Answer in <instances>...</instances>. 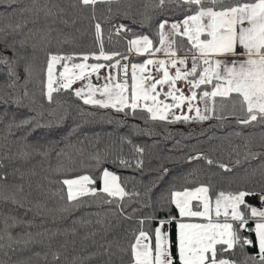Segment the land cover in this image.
Wrapping results in <instances>:
<instances>
[{
    "label": "trees",
    "instance_id": "trees-1",
    "mask_svg": "<svg viewBox=\"0 0 264 264\" xmlns=\"http://www.w3.org/2000/svg\"><path fill=\"white\" fill-rule=\"evenodd\" d=\"M32 3L33 0H17L13 6L17 10L14 17L8 15L12 11L7 7L8 0L0 3V27L5 28V32L0 33V51H4L3 41L6 39L15 44L21 56L30 58L33 45H37L36 59L32 61L33 77L27 86L28 95H24L22 87L18 86L15 91L7 87V66L0 64V95H5L8 100L7 104L0 103V162L3 163L0 173L8 174V183L23 186V192L16 195L18 203L0 199V264H105L109 260L111 264H132L130 244L134 242V233L138 234L143 228L154 239L153 230L158 227L159 219L169 215L180 220L188 219L179 217V210L174 205L161 208L162 193L167 198L170 190H191L203 185L209 187V196L215 201L221 191L226 194L244 190L259 193L264 188V180L256 177L243 184L234 181L238 175L252 172L264 163V142L247 139L264 135V124H239L237 117L229 115L227 110L223 114L231 119L223 122H218L219 116L215 117V112L210 119L203 121L196 118L187 121L152 120L144 108H137L135 115L125 116L114 109L86 105L74 96L72 89L54 92L51 103L41 95V82L46 81L43 69L46 68L47 52L77 54L72 61H61L55 66L54 78L57 80L64 63L72 69L73 63L99 62L109 67L114 62L92 58L83 61L78 55L98 51L93 27L96 22L102 26L104 50L128 56L130 71L127 80L131 90V65L143 63L146 56H134L128 52V41L147 35L157 47L160 22L165 19L170 23L182 21L194 12H188L186 6L175 0H166L163 7L157 6L158 0H120L111 5L97 4L96 20L93 21L91 7L81 5L79 0H39L42 9H51V15H46L43 10L38 13L20 11L30 8ZM129 4L132 5L130 9ZM124 11H129L131 18H124ZM141 13L152 16V20L142 23ZM22 20L28 23L21 30L8 34L11 30L7 25ZM119 24L127 25L132 31L122 30L118 34L115 27ZM29 30H32L31 35ZM176 40L177 54H190L187 52L191 48L188 40L180 36ZM22 41L25 42L23 46ZM5 54L13 55L10 49ZM114 60H120L121 65L124 61L120 56ZM26 62L21 59L18 68L21 84L26 76ZM88 72L97 74L90 69ZM119 79L122 82L125 79L122 68L119 69ZM7 93H12L11 97ZM16 97L20 98L19 104L14 102ZM25 120L31 123L16 127ZM37 122L42 129L35 128V134L32 129ZM171 126L181 129H172ZM114 129L116 131H105ZM231 132L238 133V138L228 141L226 136ZM25 135L26 143L30 145L28 148H24L25 141L20 139ZM122 137L125 138L123 142ZM181 143L187 145L179 146ZM133 145L143 147L144 152L136 153ZM61 150L63 155L58 156ZM25 151L30 154L28 157L19 155ZM97 152L102 157L108 153L107 159L99 167H91L94 161L89 158ZM200 154L209 157L213 164L209 165L204 159L189 160V157ZM117 155L128 160L129 166L114 163ZM138 159L143 161L142 167L136 166ZM221 163L231 171L220 168ZM61 165L64 169L75 170L57 171ZM104 167L121 177L120 183L126 192L139 195L126 196L119 205L118 197H108L113 203L105 204L100 197L85 196L71 212H62L61 209L77 202L67 200V186L60 181L85 174L99 176ZM16 169L19 171L13 175ZM164 169L169 170L167 174H163ZM92 186L101 188V181L97 180ZM170 233L175 242V222L170 225ZM9 235L12 240L8 239ZM16 240L22 242L16 243ZM173 251L175 253V248ZM247 251L255 254L258 248H247ZM236 258L243 259L239 250Z\"/></svg>",
    "mask_w": 264,
    "mask_h": 264
},
{
    "label": "snow or ice",
    "instance_id": "snow-or-ice-1",
    "mask_svg": "<svg viewBox=\"0 0 264 264\" xmlns=\"http://www.w3.org/2000/svg\"><path fill=\"white\" fill-rule=\"evenodd\" d=\"M114 2L119 3L120 0H79L81 5L91 7V19L93 21L96 20L97 4L111 5ZM175 2L186 6L188 12H194V14L186 15L182 21L172 22L170 25L172 33L187 37L188 42L192 45L190 49H187L192 58L190 71L182 72L181 68L176 67L177 63L182 66L186 65L187 53L185 58L170 61L147 59L143 63L132 64L131 78L133 84L131 85V96H129L127 80L129 65H121L120 60H114V57L117 56L127 60L128 56L119 52H106L104 50L102 26L100 22H96L93 27L95 39L99 44L98 51L79 53L78 55L83 61H87L89 58L96 61H114L109 67L122 68L125 76L123 82H115V77L109 74L104 77L108 81L107 83L101 87L93 85L88 70L90 69L92 73H98L101 68L105 67L104 63L99 62L92 64L73 63L72 68L79 69L78 73L72 72L67 63H64L62 64L63 71L57 80L54 78L55 66L61 61H72L74 55L77 54L61 55L59 52H47L46 68L43 69L46 72V81L41 82L43 84L41 95L51 103L54 92L66 91L71 89L77 80L87 79L86 86L72 90L74 96L81 99L84 104L99 109H114L117 113L128 116L136 114L141 99L144 101L151 100L152 106L147 103L143 105V108L150 113V118L152 120H167L166 110L179 107V103L164 104V110H162L160 108L162 102L157 101V96L160 93H156V95L153 93L158 84L161 86L168 84L170 90L165 95L180 103L188 100V110L192 111L195 108L196 119L201 121L210 119L208 113L216 112L218 107L221 113L227 110L229 115L236 116L239 124L249 125L253 122L264 124V0H175ZM0 3H3V0H0ZM16 3L17 0H8L7 7L12 9L8 15L12 17L16 15L17 10L13 7ZM165 3L166 0H158L157 6L163 7ZM131 7L132 5L129 4L128 8ZM41 10L45 11L46 15H51V9H42L39 0H33L30 8L20 9L21 12L31 11L33 13H38ZM108 12H112L111 7L108 8ZM141 15L144 24L153 18L147 13H141ZM123 17L131 18L130 12L124 11ZM135 22L133 20V23ZM27 23L26 20L16 24L9 23L7 29H10L11 32L8 34L21 30ZM168 24L169 21L166 19L158 24L159 44L163 46L167 41V54L176 57V50L172 48L175 41H168L167 33L164 32L165 26ZM181 27L183 32H181ZM122 30L132 31L124 24H119L115 28L118 34ZM29 31L31 35L32 30ZM4 32L5 28L0 27V33ZM205 33V38L201 39ZM3 42L4 51H0V64L7 66V87L13 91L18 86L22 87L24 95H28L27 86L33 77L32 61L36 59L37 45H33V52L29 58L28 56H21L14 43L10 44L6 39ZM24 43L21 42L22 46ZM128 45V52L135 49L137 53L151 54L153 41L147 35H140L129 40ZM9 49L13 53L12 56L5 54V51ZM160 50L159 47L155 49L157 52ZM228 57L236 59L229 60ZM21 59L27 61L24 64L26 76L22 84L18 71ZM166 64L176 68L175 76L169 75ZM147 65H156L157 71L163 72V77L145 85L146 80L152 81L153 79L150 72L148 75H144ZM198 68H200V72L197 78ZM188 77H193L192 80L188 81L193 89L199 88L202 84L212 85L210 91L201 92L200 98L205 104L204 114L201 113L199 107L192 104L197 95L194 90L190 97H185L182 92L179 96L175 95V92L180 91L175 88L176 81L187 80ZM54 84L56 87L53 86ZM7 95L11 97L12 93H7ZM216 97H220L218 104ZM14 102L19 104L20 98L16 97ZM0 103H8L5 95H0ZM217 118L224 119L223 116ZM188 119L187 115L174 116V121H187ZM29 123H31L30 120L21 121L16 127L21 128ZM9 127L11 128V125ZM38 127L40 124L37 122L32 130ZM20 139L25 141L24 148L30 147L26 143L27 135ZM124 139L122 137L121 141L123 142ZM127 143L132 144V141L127 140ZM133 148L136 153L144 152L143 147L133 145ZM19 155L28 157L30 154L25 151ZM57 155H63V150ZM107 155L108 153H105L102 157L99 152L95 153L89 158L94 161V164L90 166L99 167L105 162ZM199 159L206 160L209 165L213 164V161L203 154L189 157V160ZM113 162L123 167H128L130 164L128 160L119 155ZM73 163L75 162L73 161ZM142 165L143 161L138 159L136 166L142 167ZM2 167L3 163L0 162V168ZM219 167L231 171L225 164L221 163ZM61 170L70 172L75 169H64L61 165L57 171ZM16 171L19 169L14 170L13 175ZM168 171V169H164L163 174H167ZM97 180L102 182V187L99 189L94 186L90 187V185H95ZM120 181L121 177L107 167L101 169L99 176L94 177L85 174L76 178L63 179L60 183L67 186V200L77 203L72 204L71 207H64L61 211L64 213L71 212L73 208L79 206L81 198L85 196L100 197L105 204L113 203V200L108 199V197H118L117 204L119 205L126 196L139 195L135 192L131 194L126 192ZM17 192H23V186L8 183V174L0 173V199L16 201ZM101 194H106V196ZM253 199L256 201L255 204L250 202ZM160 200L163 201L161 208L174 205L179 210V217L202 218L206 222H185L172 215L159 219L158 227L153 230L154 245L150 243L152 237L149 236V233L141 228L138 234H133L134 242L130 244L132 264H264V188L259 193L254 190L228 192L227 194L221 191L215 196L214 207H212L209 196V187L203 185L191 190L188 188L170 190L168 197L165 198L162 193ZM194 200L200 202L195 205V210L192 203ZM143 222V220L140 221L141 224ZM173 222L177 227L175 242L172 241L171 233L166 228V225H171ZM5 227H9L7 222ZM8 239L12 240L13 237L9 235ZM21 242L16 240V243ZM23 242L27 243V241ZM247 248H258V251L255 254H249ZM237 250L243 259L236 258ZM54 259H58V256H54ZM105 264H111V260L106 261Z\"/></svg>",
    "mask_w": 264,
    "mask_h": 264
},
{
    "label": "rangeland",
    "instance_id": "rangeland-1",
    "mask_svg": "<svg viewBox=\"0 0 264 264\" xmlns=\"http://www.w3.org/2000/svg\"><path fill=\"white\" fill-rule=\"evenodd\" d=\"M170 25H171V23L169 22V24L165 26L164 32L167 33V40L168 41H175V43L172 44V48H173V50H176V54H177V53H179L177 47H175V45L177 44V40H176L177 35L172 33ZM181 32H183V28L182 27H181ZM205 36H206V33L201 36V39H204ZM149 39H151V38H149ZM159 40H160V37H158V46H157V47H159L161 49L160 51H158V52L155 51V49L157 47L155 46V41L152 40L153 41V46H152L151 54L150 53H137L135 51V49H133L134 50V54H132V55H134V56H146L145 60L152 59V60L170 61L172 59L185 58L186 54H184L185 56H182V57H177V56L176 57H171V56H169L167 54V52H166V49L168 48V42L166 41L165 44L163 46H161L159 44ZM218 58L222 59L223 57H218ZM228 59L232 60V59H236V58L228 57ZM125 61L127 62V65H129V67H130L129 60H124L123 62H125ZM166 67L168 68L169 75L170 76H175L176 68L171 67L170 64H166ZM176 67L181 68L182 72L190 71V69L192 67L191 53L187 54L186 65L182 66L179 63H177ZM69 69H70V67H69ZM62 71H63V68L61 69L60 73ZM71 71L78 73L79 69H73L72 68ZM149 72L151 73V76H152L153 79H152V81H147L146 80L145 81V85H148L149 83L154 82V80L161 79L163 77V72L162 71H157L156 65H147V70L144 73V75H148ZM199 72H200V68L197 69V78H198ZM59 76H60V74H59ZM192 79H193V77H188L187 80H185V79L177 80L176 83H175V88L179 89L180 91L175 92V95L179 96L181 94V92H182L185 97H190L191 94H192V91L194 90L197 95H196V99L194 101H192V104L195 107H199V109L201 110V113L204 114L205 104H204V101L200 98L201 92L204 91V90L210 91L211 88H212V85L211 84H206V85L202 84V85H200L199 88L193 89V86L188 82L189 80H192ZM132 84H133V82H132ZM80 86H82V85H80ZM82 87H84V86H82ZM169 90L170 89H169V85L168 84H164L163 86L158 84L157 87H156V91L153 93V95H156V93H160L157 96V101L162 102V103H160V108L162 110H164V104H177V103H179V105H180L179 107H173V108H170V109L166 110L167 118L174 120V116H185V115H187L189 117V119L195 118L196 117L195 108H193L192 111L188 110V108H189L188 100H184L182 103H180L179 101H174L171 97L165 95V93H167ZM131 92H132V88H131L130 93ZM233 95H235V94H233ZM219 99H220V97H216L217 103L220 101ZM139 103H140V107L138 109L143 108V105L145 103H147L149 106H152V101L151 100L144 101V100L141 99ZM212 114H213V112L208 113L209 116H211ZM217 116H223L224 117V119H218L219 120L218 122H223L225 120L229 121L231 119L229 116L221 113L219 110H217L215 112V117H217ZM220 120H222V121H220ZM142 123H145V122L142 121ZM154 128H155V126H154ZM171 128L172 129L173 128L174 129H181V127H179V126L178 127L177 126H171ZM36 129L41 130L42 128L38 127ZM36 129L33 130L32 133L36 134ZM105 131H116V129H114V130H105ZM252 136H254V135H252ZM212 137L213 136H211V138ZM214 137H217V136L214 135ZM226 138H227L228 141L229 140L232 141L233 139H237L238 138V133L231 132L229 135L226 136ZM223 139H225V137H223ZM247 139L249 141L255 140V141H258L260 143V142H264V135H260V136H258L256 138H253V137L249 136V137H247ZM200 142H202V141H200ZM182 144L183 145H187L186 143L185 144L181 143V144H179V146L182 145ZM194 144L195 143H189V145H194ZM235 152L238 153V150L236 149ZM255 177L260 179V180H264V163L263 162L261 163V165L259 166L258 169L254 170L252 172H249V173L238 175L236 178H234V181H235V183L243 184V183L248 182L249 180H251V179H253ZM101 187H102V182H101ZM211 202H212V207H214V201L211 200ZM158 203H159V201H156V204H158ZM192 203H193L194 210H195V205H197L200 202L194 200ZM201 210H202V208H201ZM213 215H214V213H213ZM181 218H183V217H181ZM196 219L203 221L202 218H196ZM184 221L186 222V221H189V220H184ZM203 222H206V221H203Z\"/></svg>",
    "mask_w": 264,
    "mask_h": 264
},
{
    "label": "crops",
    "instance_id": "crops-1",
    "mask_svg": "<svg viewBox=\"0 0 264 264\" xmlns=\"http://www.w3.org/2000/svg\"><path fill=\"white\" fill-rule=\"evenodd\" d=\"M180 37H182V36H180ZM183 38H186L187 39V37H183ZM191 47H192V45H191ZM131 53L134 54V50H132ZM176 56L177 57H182V56H185V55H178V54H176ZM109 74H111V75H113L115 77V82H121L122 83V81H120V79H119V69H117V68H111V67L102 68L97 74L90 75L91 83L93 85L97 86V87H101L104 83H107L108 82V81H106L104 79V77L108 76ZM98 76H99V78H97ZM87 83H88V80L87 79H85V80H79V81L73 83L71 89L73 90V89H76V88H80L82 86H86ZM80 85H82V86H80ZM130 91L131 90H130V87H129L128 88V94H129V96H131ZM250 202H252L254 204L256 203V201L254 199L251 200ZM186 220H189L190 222H203V221L198 220L196 218H191V219H186ZM189 221H186V222H189ZM166 228L170 232V225H166ZM149 236L151 237L150 234H149ZM153 238H154V236H153ZM150 243L152 245H154L155 240L154 239H151Z\"/></svg>",
    "mask_w": 264,
    "mask_h": 264
}]
</instances>
